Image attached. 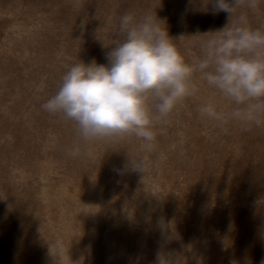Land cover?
<instances>
[{
	"label": "rangeland",
	"instance_id": "obj_1",
	"mask_svg": "<svg viewBox=\"0 0 264 264\" xmlns=\"http://www.w3.org/2000/svg\"><path fill=\"white\" fill-rule=\"evenodd\" d=\"M207 6L0 0V264H264V124L203 120L214 94L202 86L155 124L149 150L132 135L84 145L74 122L42 108L73 64L107 63L126 13L157 16L194 59L228 23ZM240 12L264 29V0L232 23Z\"/></svg>",
	"mask_w": 264,
	"mask_h": 264
},
{
	"label": "clouds",
	"instance_id": "obj_2",
	"mask_svg": "<svg viewBox=\"0 0 264 264\" xmlns=\"http://www.w3.org/2000/svg\"><path fill=\"white\" fill-rule=\"evenodd\" d=\"M209 5L213 13H228V23L211 31L215 35L200 45L194 59L185 58L157 16L126 13L119 23L122 38L106 53L107 63L73 64L42 108L74 122L84 145L132 135L150 150L155 124L205 86L214 97L198 105L203 120L222 130L230 122L245 131L261 126L264 29L253 28L246 12H240L235 23L230 19L238 8L255 10L257 0H208ZM218 101L230 107L225 110ZM79 151L76 145L72 154ZM128 167L144 174L142 162L129 160Z\"/></svg>",
	"mask_w": 264,
	"mask_h": 264
}]
</instances>
